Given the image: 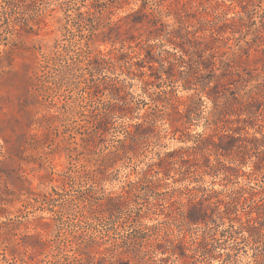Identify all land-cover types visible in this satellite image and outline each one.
<instances>
[{
  "label": "rangeland",
  "instance_id": "rangeland-1",
  "mask_svg": "<svg viewBox=\"0 0 264 264\" xmlns=\"http://www.w3.org/2000/svg\"><path fill=\"white\" fill-rule=\"evenodd\" d=\"M92 1L0 0V6L9 11L10 20L6 23L0 14V50L3 51L0 64V264H83L76 259V249L86 243L95 245L94 242L101 244L90 246V251L109 247V256L128 246L130 249L138 247V254L144 256L141 264H172L178 257L179 264H264V235L257 239L248 236L234 213L222 210L215 213V221L199 224H186L178 216L180 201L187 202L189 194L200 192L198 189L180 192L176 187L220 190L237 185L235 180L224 178L223 173L209 172L203 180L167 178L162 184L147 191L140 190L138 194L126 186L128 180L141 177L142 169L156 160L159 153L192 143L173 138L169 121H157L162 135L159 139L142 138L134 145L136 148L121 151L108 169L99 166L101 155L120 144L124 129L128 125L137 129L138 122L145 119L144 113L154 111L148 102L159 88L154 85L156 81L143 83L140 72L126 74L113 67L97 71L92 77L94 81L87 74L86 83L77 75L76 66L69 58L73 52L66 48L72 49L74 41H84L87 26L79 25L85 17L80 12L88 6L93 9ZM239 1L164 0L163 3H170L173 8L185 4L200 11L204 9L198 16L207 18H213L211 10L218 7L225 8L229 15L248 13L250 20L243 25L241 34L236 32L235 36L242 43L244 40L253 43L255 28L264 34V18L262 21L258 6L255 9L240 6ZM122 3L110 14L112 19L142 4L141 0ZM261 6L264 7V0ZM110 46L109 41L97 44L103 51ZM255 48V45L251 48L250 57H256L257 61H246V64L261 67L264 52ZM182 64L176 66L178 77H181L178 69L185 68V63ZM143 69L151 73L148 67ZM93 83H98L99 87L87 88ZM175 85L173 92L178 96L190 92L182 88L181 80ZM87 90L92 94L96 109L85 100ZM210 105L211 101L207 100L204 110ZM202 124L200 119L190 126L189 132L202 130ZM253 130L255 128L249 129ZM89 132L96 135L91 136ZM250 165L242 167L246 172L236 181L243 183L247 177L255 185L263 181L262 172L248 173ZM132 186L136 187L137 183ZM116 192L123 193L125 198L113 212L107 211L101 217L93 213L90 218L81 214L83 211L88 215L82 208L88 200L114 196ZM259 202L264 205V199ZM248 208L242 203L238 213L245 218ZM139 235L145 237L135 240ZM166 238L182 240L186 257L164 253L163 247L155 244L157 241L166 243ZM145 250H148L146 255Z\"/></svg>",
  "mask_w": 264,
  "mask_h": 264
},
{
  "label": "trees",
  "instance_id": "trees-1",
  "mask_svg": "<svg viewBox=\"0 0 264 264\" xmlns=\"http://www.w3.org/2000/svg\"><path fill=\"white\" fill-rule=\"evenodd\" d=\"M123 1L126 0L92 1L93 9L88 6L80 12L85 17L79 25L87 26L84 41H74L72 49L66 48V51L73 52L69 58L84 83L88 79L87 74L92 79L97 71L113 67L126 74L140 72L143 83L156 81L154 85L159 88L155 91L156 96L148 102L154 111L144 113L145 119L138 122L137 129H131L128 125L124 129V137L119 140L120 144L101 155L99 166L108 169L121 151L125 153L128 147L136 148L134 145L142 138L159 139L162 135L157 121L167 120L173 138L192 143L159 153L156 160L142 169V176L128 180L126 186L138 194L140 190L147 191L162 184L167 178L173 181L186 178L203 180L209 172L223 173L224 178L235 180L237 185L220 190L187 185L176 187L180 192L182 189H198L200 192L189 194L187 202L180 201L179 218L186 224L208 223L216 220V212L227 210L236 215L239 226L246 228L248 236L253 239L263 236L264 205L259 201L264 199V63L259 67L246 64V61H257L256 57H250L254 45L255 50L264 52V34L255 28L253 43L250 40L242 43L235 33L241 34L243 31V25L251 18L248 13L229 15L225 8L218 7L211 10L213 18L199 17L198 12L204 9L200 11L185 4L181 8H173L170 3H163L164 0H141V6L112 19L110 14L116 7L122 6ZM261 2L240 0L239 4L252 6L253 9L258 6L263 21L264 7ZM149 3L151 5L148 7ZM0 8V14L9 23V11L5 6ZM107 41L111 46L106 51L97 47V44ZM166 45L170 48H166ZM2 52L0 50V64ZM180 63L181 66L185 63V68L178 69V73H181V77H178L175 72ZM145 66L151 73L143 69ZM179 80L182 88L190 91L184 96L173 92ZM92 87H99V84L93 83L87 88ZM112 87L116 88L115 85ZM86 93L85 100L96 109L90 90ZM207 100L211 101V105L204 110ZM200 119L203 120L202 130L191 134L190 126ZM250 128L255 130L250 132ZM90 135L95 136L96 133ZM248 163L251 164L248 173L262 172L261 183L251 184L248 177L243 183L236 181L246 172L242 167ZM136 183V187L132 186ZM124 198L123 193L116 192L114 196L104 195L97 197L96 201L88 200L82 206L88 215L83 211L81 214L85 218L95 215L93 213L101 217L107 211L113 212L118 208L121 205L119 201ZM242 203L249 206L245 218L238 213V206ZM168 209L171 213L170 207ZM230 226L233 228V225ZM143 237L139 235L134 239L141 241ZM165 241L155 244L163 247L164 253L186 257L182 240L166 238ZM94 244L86 243L83 248L76 249V259L83 264H133L132 260L138 264L144 258L138 254V247L130 249L128 246L109 256V247L90 251V246L101 243ZM137 245L142 246L140 242ZM151 248L154 249L153 246ZM147 252L145 250L143 254ZM179 260L180 257L172 264H179Z\"/></svg>",
  "mask_w": 264,
  "mask_h": 264
}]
</instances>
